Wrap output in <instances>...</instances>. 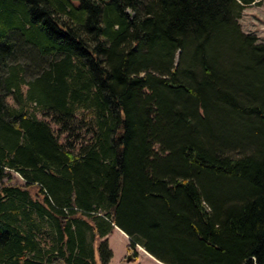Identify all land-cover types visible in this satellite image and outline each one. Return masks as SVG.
I'll use <instances>...</instances> for the list:
<instances>
[{
  "label": "trees",
  "instance_id": "16d2710c",
  "mask_svg": "<svg viewBox=\"0 0 264 264\" xmlns=\"http://www.w3.org/2000/svg\"><path fill=\"white\" fill-rule=\"evenodd\" d=\"M261 1L0 0V264H264Z\"/></svg>",
  "mask_w": 264,
  "mask_h": 264
},
{
  "label": "rangeland",
  "instance_id": "374dc122",
  "mask_svg": "<svg viewBox=\"0 0 264 264\" xmlns=\"http://www.w3.org/2000/svg\"><path fill=\"white\" fill-rule=\"evenodd\" d=\"M238 22L244 33L255 35L257 42H264V0L244 7ZM8 101L13 102L11 99ZM108 243L112 250V256L108 264H162L145 254L140 253L138 255L137 248V259L133 262L124 263V258L121 260L122 251L129 241L119 231L115 230L110 234Z\"/></svg>",
  "mask_w": 264,
  "mask_h": 264
},
{
  "label": "crops",
  "instance_id": "0c3cea01",
  "mask_svg": "<svg viewBox=\"0 0 264 264\" xmlns=\"http://www.w3.org/2000/svg\"><path fill=\"white\" fill-rule=\"evenodd\" d=\"M119 231V233L122 235V236H124L128 241H129V239H128V237L121 231V230H119L118 228H114L113 229V231ZM112 231V232H113ZM111 232V233H112ZM110 233V234H111ZM110 234L107 236V241L109 240V236H110ZM109 244V243H108ZM110 247V246H109ZM136 248H137V252H138V255L140 254V253H142V254H145V255H147V256H149V257H151L142 247H140V246H136ZM123 252V255H122V257H121V260L123 259V258H125V256H126V254H127V250H126V247L124 248V250L122 251ZM151 258H153V257H151ZM154 259V258H153ZM155 260V259H154ZM157 261V260H156ZM124 263H127V262H124ZM108 264V263H107Z\"/></svg>",
  "mask_w": 264,
  "mask_h": 264
},
{
  "label": "water",
  "instance_id": "95a60500",
  "mask_svg": "<svg viewBox=\"0 0 264 264\" xmlns=\"http://www.w3.org/2000/svg\"><path fill=\"white\" fill-rule=\"evenodd\" d=\"M135 259L136 258L133 256L131 251H129L124 258L125 262H133Z\"/></svg>",
  "mask_w": 264,
  "mask_h": 264
}]
</instances>
